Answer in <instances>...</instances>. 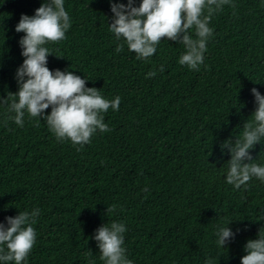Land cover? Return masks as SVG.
I'll list each match as a JSON object with an SVG mask.
<instances>
[{
	"label": "trees",
	"instance_id": "trees-1",
	"mask_svg": "<svg viewBox=\"0 0 264 264\" xmlns=\"http://www.w3.org/2000/svg\"><path fill=\"white\" fill-rule=\"evenodd\" d=\"M43 2L0 0V222L39 209L22 264H105L93 237L112 222L126 227L132 264H241L247 241L264 236V181L228 184L231 155L221 144H234L252 120L251 89L264 95V0H229L212 15L198 70L179 63L186 49L167 38L146 60L126 43L117 52L124 38L110 30V0H64L71 27L45 45L47 67L72 71L109 101L121 98L102 114L110 131L83 146L57 140L44 118L25 112L22 127L14 121L25 59V33L15 27ZM249 151L264 166V138ZM227 226L235 239L218 247L216 233Z\"/></svg>",
	"mask_w": 264,
	"mask_h": 264
},
{
	"label": "clouds",
	"instance_id": "clouds-1",
	"mask_svg": "<svg viewBox=\"0 0 264 264\" xmlns=\"http://www.w3.org/2000/svg\"><path fill=\"white\" fill-rule=\"evenodd\" d=\"M228 3L229 0H142L137 7L134 0H128L127 4L110 0L113 13L110 30L117 40L124 38L116 51H123L126 43L138 59L146 60L156 53L157 45L163 38L180 41L186 52L179 63L198 70L204 61L207 41L213 35V29L209 27L210 19ZM70 27L64 0H44L34 15H21L15 31L25 33L19 41L21 55L25 59L16 72L19 90L12 94L18 97V102L13 101L11 110L15 112L17 125L23 126L27 112L30 117L46 119L57 140H70L73 145L83 146L90 143L97 130L110 131L102 114L110 107L118 110L121 98L117 96L109 101L101 96L97 88L85 87L86 79L72 71L56 69L53 72L47 67L48 56L53 54L45 45L64 40ZM193 29L195 39L191 34ZM160 71H163V65ZM155 74L151 72L148 75L152 77ZM251 93L256 104L252 120L244 124L243 135L235 139L234 144L231 139L221 144V152L227 149L231 155L226 182L236 189L246 185L253 177L264 181V166L251 163L254 157L249 151L264 138V95L255 87ZM49 107L51 112L46 115L45 110ZM144 190L147 191V188ZM115 208V205L108 207L107 213L114 212ZM38 215L39 209L31 213L19 211L15 217H6V224L0 222L2 264L11 261L22 264L26 260L36 243L37 233L32 225ZM125 232L126 227L120 222H112L110 226L104 224L96 229L93 239L97 241L101 260L105 264H132L123 247ZM216 235L218 247L227 248L236 233L227 226L220 228ZM245 251L247 254L241 257V264H264V236L248 240Z\"/></svg>",
	"mask_w": 264,
	"mask_h": 264
}]
</instances>
